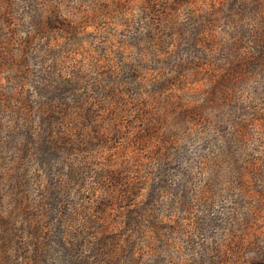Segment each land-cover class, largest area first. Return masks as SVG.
<instances>
[{
	"label": "rangeland",
	"instance_id": "rangeland-1",
	"mask_svg": "<svg viewBox=\"0 0 264 264\" xmlns=\"http://www.w3.org/2000/svg\"><path fill=\"white\" fill-rule=\"evenodd\" d=\"M264 259V0H0V264Z\"/></svg>",
	"mask_w": 264,
	"mask_h": 264
},
{
	"label": "trees",
	"instance_id": "trees-1",
	"mask_svg": "<svg viewBox=\"0 0 264 264\" xmlns=\"http://www.w3.org/2000/svg\"><path fill=\"white\" fill-rule=\"evenodd\" d=\"M254 264H264V259L258 260Z\"/></svg>",
	"mask_w": 264,
	"mask_h": 264
}]
</instances>
